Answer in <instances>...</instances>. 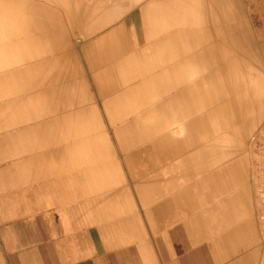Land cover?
I'll return each mask as SVG.
<instances>
[{"label": "crops", "instance_id": "1", "mask_svg": "<svg viewBox=\"0 0 264 264\" xmlns=\"http://www.w3.org/2000/svg\"><path fill=\"white\" fill-rule=\"evenodd\" d=\"M56 1L70 24L69 13L84 14L76 71L49 70L42 57L54 50L53 16L18 26L22 37L0 48L2 66L38 57L17 79L6 74L21 98L0 116L23 124L25 135L8 132L0 158V264H264L256 232L235 223L220 200L217 153L207 156L213 128L233 123L217 106L222 93L200 88L203 56L215 57L202 31L218 27L220 0H109L80 10ZM221 4L233 17L232 0ZM209 76L205 84L214 87ZM59 85L67 109L95 111L113 137L89 132L91 122L68 112L51 113L46 132L40 108ZM188 91L199 98L193 112ZM55 101L53 94L52 109Z\"/></svg>", "mask_w": 264, "mask_h": 264}, {"label": "rangeland", "instance_id": "2", "mask_svg": "<svg viewBox=\"0 0 264 264\" xmlns=\"http://www.w3.org/2000/svg\"><path fill=\"white\" fill-rule=\"evenodd\" d=\"M27 1L38 6L40 5L45 9H50L53 18L60 23L59 26L57 22L56 27H54L55 34L53 38L49 40L50 45L52 44L51 47L54 48L53 52L45 53L42 56L50 59V61H47L49 70L66 74V69L69 67L76 71L79 62L76 54L79 44L77 39H81L82 37L80 31L82 29V22L84 21V14L80 12L69 13L70 17L75 20L73 24H70L66 11L58 5L56 0ZM68 1L70 4L76 5L70 8L74 9L79 6L80 10L82 5L108 3L109 0ZM221 1L223 0H220L217 16L218 21H213V24L218 27L206 28L204 29V33L202 31L203 41H206L203 45H206L207 49H212L213 53H215V57L211 56L212 59L207 60L206 58L204 59L203 56V75L206 73L208 75L206 78H203L200 88L203 89L204 85V89L208 90L210 93L213 91H215V93L219 92V95L222 93L221 96H218V101L220 103L217 106L223 110V114L227 118L233 120V123H220L217 128H213V133L211 134H209L208 129L212 126H207L208 138L210 139L212 137L210 135L212 134L215 138H218L212 140V137L211 141L207 142L206 145L210 148L207 156H209L211 160L216 159L214 154L217 153L218 156L220 170L219 184L220 187L222 186V188L219 189V194L220 200L223 201L222 204L224 208L228 210L227 213L233 214L234 218L238 219L235 223L240 221V224H249V228L256 232V236L251 239H253L252 242L254 246L259 248L262 257H264V164H262L263 160L258 150V143H254V138L259 136L260 132L264 130V0H232L234 4L232 6L234 8L233 17L231 12H226L225 6L221 4ZM111 2H113V0H111ZM12 5L16 4L0 0V48L5 45L8 40L13 42L22 37L14 35L9 39L5 30L3 31V29L7 28L8 21L11 19L9 9L15 8V6L12 7ZM48 13L49 12L44 13L45 18L49 16ZM27 14L29 13L27 12ZM30 15L34 20L35 14L31 13ZM203 15L206 14L204 13ZM13 19L15 20L14 15ZM37 22H39V14L37 15ZM204 24H206V22H204ZM217 31L219 34H217ZM220 31L222 35H220ZM29 37L31 41L28 43H34V39H36L34 29L31 30ZM208 42L212 44H208ZM230 42L232 44L234 43V46H231ZM67 48H69L70 51V59L69 61L63 62V59L66 60L65 57L67 55L64 54H66ZM220 50L226 52L222 56V58L225 57L224 60H219ZM230 50L233 52V56L229 53ZM205 56L209 55L206 54ZM36 59H38V57H36ZM36 59L33 58L26 62H14L11 66H7V62H5L6 66H2V62L0 63V111L2 110L1 107L7 103L18 102L20 100L18 91H15L14 94L9 91V86L7 85V79L9 77L6 74L11 71L14 73L11 76L17 79L18 69L22 70L26 68V66H34L37 63L35 61ZM244 63L248 64V67L245 69H243ZM49 70L41 71V69H39L38 72L42 73V75H46L45 72L47 71L49 74ZM213 73L216 75L213 80L214 87H208L205 83L208 82L207 79L210 77L209 74ZM233 78H236L237 81H243L244 78L245 82H247L244 84L248 89V92H246L247 96L250 98L249 108L247 107L244 96H242V92L237 95L234 94V83L237 81ZM190 79L193 78L190 77ZM65 88L66 87L63 85H59V92L53 93L55 97L56 95L59 96V101H55V104L57 103V105H59V108L57 106L56 109L50 107L52 106L51 97L53 94L47 92L46 97L49 98V100H46L44 105L40 108L42 110V120H44V130L46 132L51 131L52 125L47 118L51 116V113H53V116L58 115L61 117L62 113L65 115L68 112V115L71 114L75 121H82L85 119V121L91 122L89 132H104L107 133V136L113 137L114 128L105 124V122L99 124L98 121L100 119L95 111L91 110V114L86 116V109H67L66 102L60 101V96L64 98V96L68 95V93L65 92ZM23 94L24 93H22V95ZM69 95H74L76 97L78 94L71 93ZM198 99L199 98L194 92H187V100H189L187 108L190 112H193L197 107L196 102ZM74 104H77V100L74 101ZM211 107L214 108L215 106ZM3 118L1 115L0 158L1 155H3L4 149L9 150L8 137L5 135L8 132L15 133L18 131L23 136L25 127L21 123H16L14 125L7 124ZM127 126L137 125L128 124ZM123 127L124 126H122V128ZM243 133H245V135H243L244 137H242ZM224 135H228L227 140H230L229 143L223 141L225 140V138H222ZM239 140L243 142V145H237ZM16 143V146H12V148L18 147V142Z\"/></svg>", "mask_w": 264, "mask_h": 264}, {"label": "bare ground", "instance_id": "3", "mask_svg": "<svg viewBox=\"0 0 264 264\" xmlns=\"http://www.w3.org/2000/svg\"><path fill=\"white\" fill-rule=\"evenodd\" d=\"M9 2H12L16 5H12L15 6V8H11L9 9L10 11V16L11 19L8 21V26L6 29H3V31L5 30V32L7 33L9 39L12 38L15 35V32H17V28L18 26H35V23H37V15L39 14V22H44V21H50L51 17H52V13L51 10L49 9H45L44 7H41L40 5H36V4H32L27 0H7ZM6 0H3V2H7ZM27 12L29 14H27ZM45 12H49V16H44ZM31 13L35 14V19L33 20L30 16ZM13 15L15 16V20L13 19ZM70 17V15H69ZM41 19V20H40ZM69 19V18H68ZM33 20V21H32ZM38 22V23H39ZM220 35H221V31H220ZM237 43V42H236ZM21 45V44H20ZM230 45H232V43L230 42ZM234 45V43H233ZM230 54L232 55L233 52L230 50ZM248 64L244 63L243 64V69L247 68ZM34 69V68H33ZM26 70V69H25ZM24 71V70H23ZM236 73V72H235ZM230 74V73H229ZM21 75V74H20ZM235 75V74H234ZM247 75V74H246ZM239 77V76H238ZM14 79V78H13ZM20 79V78H19ZM24 79V78H23ZM236 80V78H233ZM10 81V79H8ZM15 80V79H14ZM13 81V80H12ZM24 81V80H23ZM28 81V80H27ZM237 81V80H236ZM244 83L245 82L244 78L243 81L238 80L237 82L234 83V90L236 92H242V96H244V90L243 88L246 87ZM11 84V82H10ZM14 84V83H13ZM17 84V83H15ZM9 86V85H8ZM18 87V86H17ZM20 87V86H19ZM12 89V88H11ZM10 89V90H11ZM16 91V90H15ZM237 95V93H236ZM21 98V97H20ZM246 104L249 105V102L245 99ZM11 104V103H10ZM13 106V104H12ZM236 114V113H235ZM28 125V124H27ZM33 125V124H32ZM30 127V126H29ZM25 130V129H24ZM19 133V132H18ZM34 134V133H33ZM25 135V134H24ZM238 231V230H237Z\"/></svg>", "mask_w": 264, "mask_h": 264}, {"label": "built area", "instance_id": "4", "mask_svg": "<svg viewBox=\"0 0 264 264\" xmlns=\"http://www.w3.org/2000/svg\"><path fill=\"white\" fill-rule=\"evenodd\" d=\"M254 143L255 144L258 143L257 144L258 150L263 160L262 164H264V130L260 132L259 136H256L254 138Z\"/></svg>", "mask_w": 264, "mask_h": 264}]
</instances>
